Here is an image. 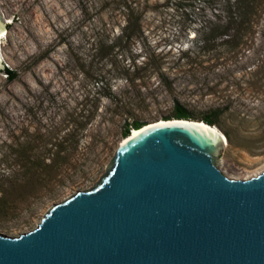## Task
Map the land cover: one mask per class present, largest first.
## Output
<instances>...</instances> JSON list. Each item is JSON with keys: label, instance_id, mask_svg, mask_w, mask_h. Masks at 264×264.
Here are the masks:
<instances>
[{"label": "rangeland", "instance_id": "obj_1", "mask_svg": "<svg viewBox=\"0 0 264 264\" xmlns=\"http://www.w3.org/2000/svg\"><path fill=\"white\" fill-rule=\"evenodd\" d=\"M229 7L227 0H0L9 21L0 49L17 72L12 80L0 70V233L28 232L56 203L95 186L128 128L176 118L179 105L189 119H218L213 125L228 141L216 162L227 176L261 172L264 0L243 1L239 23L224 36ZM134 12L139 26L127 29ZM28 156L39 173L33 179L24 173Z\"/></svg>", "mask_w": 264, "mask_h": 264}, {"label": "water", "instance_id": "obj_2", "mask_svg": "<svg viewBox=\"0 0 264 264\" xmlns=\"http://www.w3.org/2000/svg\"><path fill=\"white\" fill-rule=\"evenodd\" d=\"M216 128L185 118L144 126L95 186L28 232L0 233V264H264V171L227 176Z\"/></svg>", "mask_w": 264, "mask_h": 264}, {"label": "trees", "instance_id": "obj_3", "mask_svg": "<svg viewBox=\"0 0 264 264\" xmlns=\"http://www.w3.org/2000/svg\"><path fill=\"white\" fill-rule=\"evenodd\" d=\"M227 1H228V5L230 6L229 9H230L231 13L233 14V19L231 20V23L226 26V29L224 31H222V34L224 36H230V34H231L230 30L233 29V27L235 28L236 24L239 23L238 22V17L240 15L239 10L241 9L243 1L246 2V0H227ZM140 19H141L140 16L137 15L135 12L132 13L131 18H129V24L127 25V29H130L131 25H138L139 26ZM213 21H214L213 19H208V21H206L205 24H207L208 22L211 23ZM232 24H235V25H232ZM202 26H204V25L202 24ZM216 37H217L216 35L208 36V37L206 36V37H204V41L205 42H209V41L212 42L213 40L216 39ZM6 72H7L8 77L12 80L17 77V72L13 69L7 68ZM189 116H190V114L186 111V109L183 106L179 105L177 113H176V118L189 119ZM165 119H171V118H165ZM203 120L206 121V123H209L211 125L218 122V119L213 117V116H206L205 118H203ZM146 124L136 122L134 128H141ZM129 134H130V131L128 128L126 130V136H128ZM27 158H28V162L25 164V166H27V171L24 173L26 176H29V179H33V176H35L36 174H39V173L37 171L33 170V158L31 159V157H29V156ZM59 161H60L59 159H54V162L52 164H50V166H54ZM47 166L50 167L49 165H47Z\"/></svg>", "mask_w": 264, "mask_h": 264}, {"label": "bare ground", "instance_id": "obj_4", "mask_svg": "<svg viewBox=\"0 0 264 264\" xmlns=\"http://www.w3.org/2000/svg\"><path fill=\"white\" fill-rule=\"evenodd\" d=\"M3 20L5 21V19H3ZM7 21H8V20H7ZM7 21H5V22H7ZM8 23H9V21H8ZM6 36H7V32H6V31H2V30H0V40H1L2 38H5ZM1 43H2V42H1ZM0 59L3 60V55H2V52H1V51H0ZM161 120H164V119H161ZM156 121H159V120H156ZM156 121H154V122H156ZM154 122L147 123V124L144 125V126H147V125L152 124V123H154ZM144 126H143V127H144ZM143 127H141V128H143ZM141 128H133V129H132V132H130V134H129L128 136L124 137V138L122 139L121 143H124L129 137H132V136L136 135L137 133H139V131H140ZM216 130H217L219 133H221V134L223 135V142L228 141L227 136H225V135H224V134H223L218 128H216ZM262 171H264V169H262L261 172H262ZM261 172L259 171V172L253 173L252 175L249 174L248 176L244 177L243 179L250 178V177L255 176V175H257V174H259V173H261ZM231 177H232V178H236V176H232V175H231ZM236 179H238V178H236Z\"/></svg>", "mask_w": 264, "mask_h": 264}]
</instances>
